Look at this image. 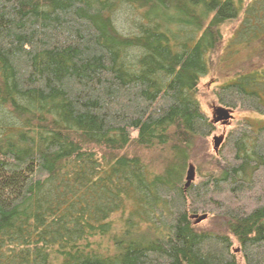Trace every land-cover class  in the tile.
<instances>
[{
    "label": "trees",
    "instance_id": "1",
    "mask_svg": "<svg viewBox=\"0 0 264 264\" xmlns=\"http://www.w3.org/2000/svg\"><path fill=\"white\" fill-rule=\"evenodd\" d=\"M236 22L264 117V0H0V264H264V120L208 155L197 100Z\"/></svg>",
    "mask_w": 264,
    "mask_h": 264
},
{
    "label": "rangeland",
    "instance_id": "2",
    "mask_svg": "<svg viewBox=\"0 0 264 264\" xmlns=\"http://www.w3.org/2000/svg\"><path fill=\"white\" fill-rule=\"evenodd\" d=\"M237 27V22L233 24H229L222 28V41L216 51L210 56V66L209 72L207 76L203 77L197 88V100L199 102V106L201 112L208 119V121L213 125L214 131L210 135V137L206 140V147L208 148V155H215L213 150V137L219 136L224 132V140L225 138L234 131H237L241 128L245 122L256 123L257 121L262 124L264 117H260L256 113L248 112L245 110L237 109L231 110L227 109L221 104H219L217 98V92L220 87L230 83L235 75H237L241 70H245L247 68H251V64L255 62V60L249 62L247 60V54L243 51H230L227 49V46L232 38L233 32ZM230 51V52H229ZM264 67V65H263ZM226 114L229 116V120L227 121H219V118ZM257 127L259 126L256 124ZM223 140V141H224ZM207 156V154H206ZM195 169V179L192 184L199 183L201 178L198 176ZM197 217L204 215H194ZM207 216L206 220L197 224V228L200 231H210L212 233H217L218 229L215 225V221L211 218V216ZM193 217V216H192ZM193 223L195 220H193ZM233 243V252L236 256L237 264H244V260L241 257L240 249L236 241L231 237Z\"/></svg>",
    "mask_w": 264,
    "mask_h": 264
},
{
    "label": "water",
    "instance_id": "3",
    "mask_svg": "<svg viewBox=\"0 0 264 264\" xmlns=\"http://www.w3.org/2000/svg\"><path fill=\"white\" fill-rule=\"evenodd\" d=\"M227 121L229 120V116H227L226 114H223V116L221 118H219V121ZM223 140H224V132L223 134L219 135V136H214L213 137V150L215 152V154L218 155L219 150L223 144ZM195 179V169L192 165H190L188 167L187 173H186V178H185V189H187L190 185H192V182ZM207 216H193L192 219L195 220L194 225H197L199 223H201L202 221L206 220Z\"/></svg>",
    "mask_w": 264,
    "mask_h": 264
}]
</instances>
